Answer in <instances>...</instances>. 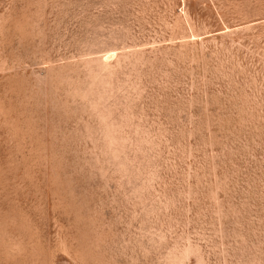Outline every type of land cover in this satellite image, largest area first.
Returning a JSON list of instances; mask_svg holds the SVG:
<instances>
[{"label":"rangeland","instance_id":"obj_1","mask_svg":"<svg viewBox=\"0 0 264 264\" xmlns=\"http://www.w3.org/2000/svg\"><path fill=\"white\" fill-rule=\"evenodd\" d=\"M0 264H264V0H0Z\"/></svg>","mask_w":264,"mask_h":264}]
</instances>
